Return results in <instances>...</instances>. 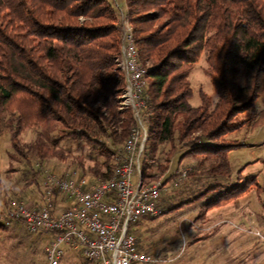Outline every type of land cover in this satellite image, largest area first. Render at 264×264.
<instances>
[{"label":"trees","instance_id":"trees-1","mask_svg":"<svg viewBox=\"0 0 264 264\" xmlns=\"http://www.w3.org/2000/svg\"><path fill=\"white\" fill-rule=\"evenodd\" d=\"M124 1L137 61L148 70L142 185L160 182L180 148L185 150L178 161L195 159L186 179L230 178L227 152L233 145L223 144L224 137L244 125L254 130L264 118V109L245 113L264 97V0ZM121 43L122 28L107 0H0V137L8 135L11 161L30 166L24 190L34 187L36 193L30 191L37 201L44 196L42 164L67 158L62 141H81L102 158L86 167L83 177L110 176L114 152L109 145H122L132 126L130 112L116 104L123 88L115 65ZM202 55L218 100L213 104L198 89L199 108L192 111L188 75ZM28 130H35V137L23 145ZM77 164L82 171L84 156ZM236 181L206 188L169 210L197 206L194 221L204 223L209 211L254 187L252 177L242 185ZM23 225L4 217L0 234H13ZM218 229L198 231L189 244L211 240Z\"/></svg>","mask_w":264,"mask_h":264},{"label":"rangeland","instance_id":"rangeland-1","mask_svg":"<svg viewBox=\"0 0 264 264\" xmlns=\"http://www.w3.org/2000/svg\"><path fill=\"white\" fill-rule=\"evenodd\" d=\"M107 1L118 16L121 0ZM205 69L206 62L202 55L188 75L193 92L189 100L192 111L199 108L198 89H202L213 104L218 100L216 91L204 73ZM262 109L263 96L259 97L253 108L245 113L257 115ZM35 133V130L25 132L22 144L31 143ZM222 143L233 145L227 152L230 178L201 176L189 180L182 176V172L192 171L195 159L189 157L178 161L184 148H180L171 159L169 172L166 178L160 181L158 204L162 214L157 218H143L136 229L137 231L146 229L143 231L141 246L146 253L162 261L154 264H264V118L254 130H251L249 125H244L239 130L227 134ZM121 146L111 145L114 148ZM59 147L63 149L67 158L64 161L56 159L45 161L40 168L41 177L52 174L58 177L67 175L80 178L83 177L82 173L86 167H91L95 161L102 162L98 152L83 145L81 141L65 140L60 142ZM164 149H169V146H164ZM11 154L8 135L3 132L0 137V199L3 197L8 206H1L0 200V222H3L4 217L10 218L7 211L17 201L22 200L32 207V203L39 200L38 196L34 195L36 193L34 187H31L34 194L31 189L24 190L32 177L30 166L25 160L11 161L9 157ZM79 156H84L83 172L77 164ZM32 163L33 169H38L33 161ZM10 165L13 167L12 172L7 171ZM241 169L239 179L236 181L237 173ZM174 173L177 174L175 179H170ZM88 176L85 174L83 178ZM251 177L254 178V187L249 192L227 206L209 211L208 220L204 223L194 221L198 212L197 206L169 210L206 188L219 184L228 185L233 180L242 185ZM65 203L64 196L55 197L57 211L62 210L60 205L63 208ZM216 226L219 229L211 240L189 244L198 231L200 234L207 233ZM132 230H135V227ZM133 233L137 236L136 232ZM4 235L0 234V264H46L44 248L51 240L49 233H28L23 225L17 226L13 234ZM137 239L139 245L140 238L137 236ZM60 249L62 257L59 264H89L79 251L67 246H61Z\"/></svg>","mask_w":264,"mask_h":264},{"label":"built area","instance_id":"built-area-1","mask_svg":"<svg viewBox=\"0 0 264 264\" xmlns=\"http://www.w3.org/2000/svg\"><path fill=\"white\" fill-rule=\"evenodd\" d=\"M120 5L117 18L122 43L115 65L123 76V88L116 104L119 111L130 112L132 126L120 148L109 145L114 152L110 176L88 179L45 174L40 207H29L20 200L7 211L10 218L23 221L28 233L53 234L44 248L46 264H59L61 246L79 251L89 264L162 262L139 249L132 230L141 219L162 214L158 204L161 182L148 186L141 183L140 163L148 139V70L137 61L125 1L121 0ZM185 175L183 171L182 176ZM57 194L70 202L60 211L54 204Z\"/></svg>","mask_w":264,"mask_h":264},{"label":"crops","instance_id":"crops-1","mask_svg":"<svg viewBox=\"0 0 264 264\" xmlns=\"http://www.w3.org/2000/svg\"><path fill=\"white\" fill-rule=\"evenodd\" d=\"M167 174H168V173H167ZM167 174H166V175H167ZM164 178H166V177H164ZM36 204H37V205H36ZM69 204H70V202H67V203L64 204V206L69 205ZM40 205H41V202H39V201H35V202L32 203V207H34V208H38V207H40ZM60 207H61V209H62V205H60ZM56 209H57V207H56ZM145 220H146V219H145ZM141 221H142V219H141ZM141 221H140V222H141ZM140 222L135 226V230H133V231L136 232V233H137V236L140 238L139 249L142 250V251H144V252H146L145 249L143 250V247L141 246V241L143 240V231H144V230L146 231V229L143 228V229H140V230H138V231L136 230V229L138 228ZM134 234H135V233H134ZM142 243H143V242H142Z\"/></svg>","mask_w":264,"mask_h":264}]
</instances>
